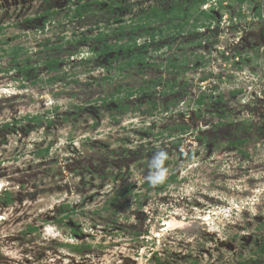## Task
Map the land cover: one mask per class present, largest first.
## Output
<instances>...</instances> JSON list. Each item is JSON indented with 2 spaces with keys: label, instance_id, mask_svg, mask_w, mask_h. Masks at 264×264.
<instances>
[{
  "label": "rangeland",
  "instance_id": "1",
  "mask_svg": "<svg viewBox=\"0 0 264 264\" xmlns=\"http://www.w3.org/2000/svg\"><path fill=\"white\" fill-rule=\"evenodd\" d=\"M120 1L77 19L66 16L76 0H0V54L21 44L29 64L41 63L24 77L0 56V264H256L264 259L256 252L264 239V0L241 8L216 0L211 26L152 42L144 75L112 71L108 80L107 57H83L95 41L75 38L181 0ZM47 10L60 13L43 29ZM53 55L66 74L49 82L55 72L43 61ZM168 57L185 65L168 70ZM157 76L178 84L157 95L153 114L151 98L139 95L118 112L110 99L117 86ZM211 87L224 100L196 107ZM28 114L45 121L37 126ZM47 146V155L35 154ZM158 178L166 186L143 185Z\"/></svg>",
  "mask_w": 264,
  "mask_h": 264
},
{
  "label": "trees",
  "instance_id": "2",
  "mask_svg": "<svg viewBox=\"0 0 264 264\" xmlns=\"http://www.w3.org/2000/svg\"><path fill=\"white\" fill-rule=\"evenodd\" d=\"M105 0H76V3L71 7L72 14L70 12L66 13L68 17H75L77 19L83 18L86 14L92 13V6L94 4L106 3ZM176 0H174L175 2ZM207 0H190L187 3L185 0H181L178 4H173L170 9H163L159 7H151V11L147 14H140L137 18L130 20L129 22H122L118 24L115 28H111L110 30L99 29L95 35L92 36H82L79 39L75 38V41H89L94 40L95 43L91 45L86 54L83 55L85 60L90 61L93 57H107V63L105 65H101L107 72L104 74V78L108 80H112L114 75L110 73L112 71L116 72L114 74L120 75L125 72H129L130 70H134L136 73L140 75H144L145 67L150 65V56L151 54L147 51L149 45L152 42H157L163 37H171L175 39L176 37H182L184 33H186L187 28L188 31H194L206 27L211 26L213 19L215 17L210 11L202 9V5ZM246 0H231V4L237 2L240 6ZM122 2L120 0H109L106 3L105 9L113 10L117 7H121ZM60 11L57 10H47L42 13L41 16H44L43 29L45 28V24L48 21H51L55 15H58ZM258 16L264 15V8L260 6L257 9ZM242 12L239 11V15L241 16ZM158 24V26H155ZM154 27V31H151L150 28ZM4 27L0 26V31L3 30ZM117 36L114 40H109L108 37L112 35ZM146 38V41L141 42L139 39ZM47 42H43V45L46 47ZM59 50L62 46L55 45L53 46ZM71 55L80 56L78 53L80 51H70ZM28 50L24 45L14 44L9 45L8 47L3 46L1 48V57H8L9 62L12 63L15 68L21 70L24 74V77H27V71L29 68L38 69L41 63L29 64L27 61L31 60V57L27 55ZM112 54V56H111ZM25 56L23 59V63H20V57ZM64 58L57 57L53 55L44 59L43 64L49 70V72H55L54 75L49 76L47 79L49 82H55L61 79V73L66 74L65 71L60 67V63ZM186 59L176 60L168 57L167 61L163 63L166 66V69L174 71L181 70L185 65ZM39 77V76H38ZM206 79V78H204ZM202 79V80H204ZM178 84V78L164 80L162 76H157L155 78H150L144 80L139 87L136 88H126L123 85L117 86L115 88V92L110 94V99L117 102V109L119 113L127 112L131 105L126 102L127 99L132 96L139 95V99L143 97L151 98L150 104L152 107L148 108V112L153 114L154 110L160 107L157 95H168L176 92ZM216 90L217 87L215 86ZM214 89L206 91L203 90L198 94V97L195 98L196 107L201 108L203 105L209 100L216 99L218 102H222L224 100V95L222 92L214 96ZM231 94H236V91L232 90ZM102 101L107 102L108 98H102ZM180 100L174 102V105L170 102H165L164 110H171L172 107L177 106ZM58 106L54 109L57 110ZM197 112V117L202 118V111ZM46 115H30L28 114L26 118L35 122L37 126H40L45 121ZM221 121L218 123L220 125L223 124V119L227 117L226 112L221 113L220 115ZM47 119V118H46ZM7 125L9 123H6ZM182 133H186L188 131V127L181 126ZM239 142H242L241 139L232 142L233 145H238ZM50 147H44L37 149L35 154L38 156H45L49 153ZM173 176V175H172ZM174 179V176L172 177ZM167 179L158 178V179H148L144 181L143 185L148 189H151V184H155L156 186H166ZM164 183V184H163ZM128 188V187H127ZM7 194L5 197V202L10 203L11 198L9 192L6 190ZM69 204V203H68ZM66 205V204H65ZM72 213L75 212V209L71 210ZM69 215V213L67 214ZM65 216V215H64ZM63 218V217H62ZM62 220V219H60ZM258 249L256 250L258 256L264 255V239L261 240V244L257 243ZM74 250L81 251L83 246L82 244H75ZM156 260H160L158 256H156ZM246 263V262H245ZM256 264H264V259L257 258Z\"/></svg>",
  "mask_w": 264,
  "mask_h": 264
},
{
  "label": "built area",
  "instance_id": "3",
  "mask_svg": "<svg viewBox=\"0 0 264 264\" xmlns=\"http://www.w3.org/2000/svg\"><path fill=\"white\" fill-rule=\"evenodd\" d=\"M229 2H231V0H228ZM247 1V0H246ZM245 1V2H246ZM244 2V3H245ZM243 3V4H244ZM243 4L240 6V8L243 6ZM215 6H216V0H207L203 5H202V9H204V10H207V11H211L212 10V8H215ZM261 8H264V4L261 6V5H259ZM258 6V7H259ZM258 7H257V9H258ZM264 16V15H263ZM262 16V17H263Z\"/></svg>",
  "mask_w": 264,
  "mask_h": 264
},
{
  "label": "bare ground",
  "instance_id": "4",
  "mask_svg": "<svg viewBox=\"0 0 264 264\" xmlns=\"http://www.w3.org/2000/svg\"><path fill=\"white\" fill-rule=\"evenodd\" d=\"M172 224H173V222H172Z\"/></svg>",
  "mask_w": 264,
  "mask_h": 264
},
{
  "label": "flooded vegetation",
  "instance_id": "5",
  "mask_svg": "<svg viewBox=\"0 0 264 264\" xmlns=\"http://www.w3.org/2000/svg\"><path fill=\"white\" fill-rule=\"evenodd\" d=\"M242 143V142H241Z\"/></svg>",
  "mask_w": 264,
  "mask_h": 264
}]
</instances>
